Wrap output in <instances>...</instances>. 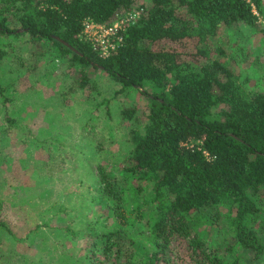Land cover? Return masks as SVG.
<instances>
[{"label": "trees", "instance_id": "16d2710c", "mask_svg": "<svg viewBox=\"0 0 264 264\" xmlns=\"http://www.w3.org/2000/svg\"><path fill=\"white\" fill-rule=\"evenodd\" d=\"M134 2L0 0L4 103L1 73L24 44L74 73L71 92L89 88L92 68L148 99L147 111H120L132 124L121 166L96 165L79 264H264V91L246 90L209 43L256 26L264 1L144 0L106 56L81 37L86 21L110 27ZM222 219L225 242L211 246L199 226ZM0 229L12 234L1 218Z\"/></svg>", "mask_w": 264, "mask_h": 264}, {"label": "rangeland", "instance_id": "374dc122", "mask_svg": "<svg viewBox=\"0 0 264 264\" xmlns=\"http://www.w3.org/2000/svg\"><path fill=\"white\" fill-rule=\"evenodd\" d=\"M128 11L119 18L125 21ZM209 43L226 50L221 60L246 90L264 91L263 18L254 27L222 29ZM21 48L1 73L11 99L4 103L0 96V218L12 234L0 229V264H79L86 248L79 219L92 208L85 196L96 165L107 164L112 172L121 166L132 124L120 111H147L148 99L134 89L119 91L92 68L89 88L71 92L74 73L59 58H32L28 45ZM202 224L208 244L222 246L225 220Z\"/></svg>", "mask_w": 264, "mask_h": 264}, {"label": "built area", "instance_id": "2783aa9c", "mask_svg": "<svg viewBox=\"0 0 264 264\" xmlns=\"http://www.w3.org/2000/svg\"><path fill=\"white\" fill-rule=\"evenodd\" d=\"M142 11V8L137 11H128L125 21L122 18H118L115 24L110 27L86 21L80 35L89 40L100 55L106 56L120 42L118 31L127 22L133 23L136 18H139Z\"/></svg>", "mask_w": 264, "mask_h": 264}]
</instances>
